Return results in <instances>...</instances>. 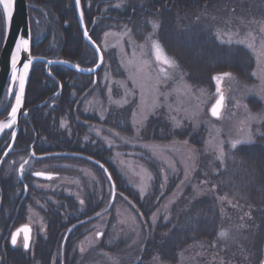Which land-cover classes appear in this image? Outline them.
I'll use <instances>...</instances> for the list:
<instances>
[{"label":"trees","instance_id":"trees-1","mask_svg":"<svg viewBox=\"0 0 264 264\" xmlns=\"http://www.w3.org/2000/svg\"><path fill=\"white\" fill-rule=\"evenodd\" d=\"M52 1H55V4L51 5L50 0H46L45 4L50 7L53 14L55 13L56 16L59 15L62 18L61 26L64 31L71 35L72 44L75 46L73 52L68 47L70 40L66 36V39L62 42L64 50L61 49L60 54L66 58L79 60L83 65H95V59L87 57V50L91 47L81 35L74 8L73 6L69 7L72 0H66V3H58V0ZM119 1L121 0H83L87 22L90 26H92L95 17L104 15L97 19L91 33L99 44H101L102 33L113 28L117 29L116 24L122 23L132 29L138 40H142L145 33L151 31L150 23L155 21L160 24L157 37L167 53L174 57L185 72L186 79L193 85L212 89L215 85L214 76L224 72L234 73L242 81L252 80L251 72L255 64L253 54L241 44H230L221 41L217 34L218 30H216V24L219 21L216 23L214 20L213 22L212 17L216 16V20L220 16L236 18L243 8L255 10L256 4L253 2L256 0H124L128 4H123L124 7H121V9L114 6ZM242 4L244 7H242ZM64 21H68L69 25L65 26ZM93 57L95 58L94 55ZM105 59H108L112 66L119 64L116 53L111 54L105 51ZM37 69L36 67L32 75V87L34 85L38 87V84L33 82L46 76L43 72H38ZM103 69L104 65L98 73L99 78ZM73 74L80 78V80L78 79L80 83H77L80 86L78 94L80 92L84 93L93 86V78L90 75ZM122 74L124 75V72ZM59 77L64 83L63 97L59 99L60 105L57 109L52 108L42 114L43 121L45 122L46 119L49 121V123H44V127H51L61 133L60 122L63 119H67L69 122L65 128H71L74 123L76 126H80L78 129L72 125V132H75L73 133L75 134L74 142L77 144L74 147L75 150L87 153L105 163L112 172L119 193L126 195L137 205L142 214L149 218L159 207V202H156L158 198L160 200L163 198L160 193L170 194L176 186V180L173 179L172 183H166V186L161 188L162 174L160 169L163 167L150 163L149 166L154 172V182L152 190L142 198L133 185L126 184L122 174L108 159V153L109 155L112 154L111 150L105 146L99 148L101 142L95 139L93 135H91V142L96 141L98 144H90L86 149L79 147L81 142L86 140L87 127L81 126L78 119L80 121H92L93 118L83 116L81 108L76 105L77 102L70 101L69 95L72 92L70 89L68 90L69 78ZM98 81V85H94V89L100 87V80L98 79ZM131 113L132 108L129 105L121 108L113 107L104 123V128H108V126L117 127L121 120H125V129L131 133L132 126L129 118ZM94 120L99 121L97 118H94ZM63 133H66V131H63ZM147 133V139L159 142H183L187 140L188 144L194 145L200 152L203 151L205 128L202 125L194 126L190 123L185 124L181 129H175L166 119L152 116L147 123ZM84 163L89 164L97 172L100 181L99 189L92 183L87 182L85 178L81 179L82 183L78 189L80 196H74L75 198H73L75 200V216L73 218L66 213L64 221L61 222H64V225L103 210L109 198L110 182L104 171L95 164L87 161H84ZM202 163L206 177L209 180L211 179L210 184H213L216 188L215 190L211 188V190L215 192L206 193L192 202L186 203L183 209L180 208L182 212L177 217L175 214L177 206H174L169 219L157 226H151L150 235L148 239L146 237V242H144L138 259L133 261L132 264H151L155 255H159L167 263L176 264L179 261L180 254L189 247L206 242L213 243L217 239L220 226L234 220L244 222L248 219L251 222L256 220L263 224L258 226V229L257 226H250L245 229V236L251 242L243 248L242 260L245 262L247 257L250 256L251 264L253 262L255 264L261 259L264 241V139L258 138L253 143L238 145L236 149H231L223 162L215 158L210 159L206 155L202 158ZM199 173L203 174V171L201 170ZM219 196L231 198L239 206V211L232 210L229 207L230 211L224 212L222 205H229L227 200L221 203L218 199ZM80 200L84 201L83 205L80 204ZM51 227H55L48 230L49 237L54 231V251L55 249L60 250L64 231L68 226ZM89 228L90 226H78L70 236L66 248V264L86 263L82 261L83 259L81 260L80 255L82 252L74 242H77L86 231H90ZM121 238L111 248L104 246L101 242L100 249L113 251L116 247L121 246ZM43 242L45 243V241ZM42 264H50V262L44 260Z\"/></svg>","mask_w":264,"mask_h":264},{"label":"rangeland","instance_id":"rangeland-1","mask_svg":"<svg viewBox=\"0 0 264 264\" xmlns=\"http://www.w3.org/2000/svg\"><path fill=\"white\" fill-rule=\"evenodd\" d=\"M35 2L37 0H34ZM43 1V2H42ZM46 0H38V6L45 4ZM58 3L64 2V0H58ZM56 2V3H57ZM67 2V1H66ZM65 2V3H66ZM51 5L55 4V1L50 0ZM127 1L123 0L125 5ZM253 3L256 4L255 10H249L248 8H243L240 15L233 17H224L220 16L215 19L216 16L212 17V21L218 22L216 24V30L218 37L221 41L228 42L230 44L236 43L245 46L254 56V68L251 72L252 80L251 81H242L236 74L231 72L230 77H222V80L219 82V87L221 92L225 94V106L224 111L220 118H214L210 109L214 103L219 98V93H217V81L216 76L223 73L216 74L214 76L215 85L212 89L208 87H197L190 83L186 79V74L179 66V71L183 74V82L191 86V93L185 92H173L172 89L176 88L177 83L179 82V76H175L173 79L166 81L162 86L161 90L164 92L171 93L166 100L162 98V105L154 113L148 115V120L152 116H157L166 119L173 125L171 120L172 116H175L177 119L182 121V126L185 124L192 123L194 126H204L205 128V137H204V146L203 151L200 152L194 145L188 144V146L197 150L196 159H195V171L192 172L190 182L181 184V181L184 180V163L182 162L183 156L187 155V149L182 144L175 143L176 141H154L152 139H147V122L145 126L141 129L140 135L137 137L135 134V128L132 125L133 121V112L136 110L137 105L140 103V93L141 89L136 87L132 83L129 77V69L121 64V60L125 61L133 59V52L135 51L136 58L138 60H147L149 61L148 71L155 73L156 70L160 67V62L156 61L155 51L151 47V43L146 44L148 34L153 33V28L151 26V31L145 33L142 40H138L132 29L126 24H116L117 29L113 28L112 30H107L101 35V46L104 51L111 54L116 53L118 57L119 64L112 66L108 59H105L104 69L100 75V87L91 88L86 91L82 102H77L76 105L79 106L82 110L83 116L93 118L92 121L82 120L79 121L81 126L86 128L87 139L86 142L91 144H98L96 141L91 142V135L95 137L99 142L100 146H105L107 149H110L112 154L108 153V159L116 166L118 171L122 174L123 179L126 184L133 185V187L139 192L141 196V190L138 185L141 184V175H144L141 166L147 168L148 171L154 177V172L149 166L150 163H154L168 173L169 179L166 181L167 184L172 183L173 179L176 180V186L172 192L166 195V192L160 193L163 198L156 202H159V207L155 213H157V219L155 224L152 223L151 214L148 217L144 216V219L140 214L135 210V208L130 205L127 199L124 196L118 195L115 204L113 205L112 210L107 214L101 217L99 220L93 222V226H90L89 230L83 234L77 242H74L76 247H84L86 250L80 255L85 264H132L133 261L138 259L139 253L143 249L144 242H146V237L150 235L151 226H157L159 223L165 222L171 216V210L174 206H177L175 209L176 217L180 215L186 203L192 202L197 197L210 193L216 188L213 184H210L211 179L209 180L205 173L202 163V158L204 156H209L210 159H217V153L213 150H210L209 141L213 138L223 141L225 157L231 151V142L234 140H246L249 136L251 137L252 143L257 141L258 138L264 139V99H262L261 93L259 91L261 86V80L259 75H253V73H258V60L257 52L253 51L252 48L248 47L247 43H238L240 40H245L248 37V34L251 33L254 37L253 42L256 49L260 48L261 42L264 41V0H256ZM121 1L116 3L114 6L120 5ZM117 6L121 9L124 5ZM128 4V3H127ZM83 5V0H82ZM243 5V4H242ZM84 7V5H83ZM244 7V5L242 6ZM44 9L49 12L50 7L44 5ZM85 8H83L84 10ZM85 14V10H84ZM39 16L41 22L44 24V15L41 13ZM43 15V16H42ZM76 15V10H75ZM86 15V14H85ZM77 19V18H76ZM223 20V21H222ZM78 23V21H77ZM88 22H86L87 24ZM90 25L87 24V27ZM125 26L131 29V40L130 42L128 37L123 38V54L121 52L120 45H117L118 36L109 35L105 37L104 34L107 33H121L125 30ZM120 28V29H119ZM143 32V31H142ZM48 29L44 30V34L47 35ZM38 38V37H37ZM40 38V36H39ZM39 38L37 40H39ZM153 40L159 41L161 47L163 48L164 54L171 59H174L171 55L167 53L163 47L161 41L157 37V30L152 36ZM51 38L49 39V41ZM107 42L109 47H103L104 42ZM69 41V40H68ZM54 42V40H53ZM139 45H145L143 49ZM68 47L73 46L72 42L69 41ZM113 52V53H112ZM95 56V58L93 57ZM87 57L95 59L97 63V55L95 51L90 48L87 50ZM175 60V59H174ZM176 61V60H175ZM177 62V61H176ZM95 63V64H96ZM86 65V64H85ZM92 65V64H90ZM94 65V64H93ZM124 72V75L122 74ZM105 75L108 76V79H105ZM99 82V81H98ZM118 82H126L128 89H135V95L128 97L132 102L127 104L131 106L132 113L130 115V124L132 126L131 133L126 131V121L121 120L120 124L115 126H108L104 128V123L108 118L109 113L113 107L121 108L126 105L120 106L115 103H111L109 100L108 88L112 89L111 91V100H122L125 97V88ZM98 85V84H97ZM169 105H171L172 110H169ZM246 106V107H245ZM87 109V110H86ZM187 113L195 112L194 119H188ZM101 112H104L105 115L101 118ZM254 117V118H253ZM94 118H97L99 121H95ZM139 118L138 116L136 117ZM66 124H69L68 120ZM61 121V122H62ZM78 129L80 126L72 124ZM94 129H99V134ZM112 131H109V130ZM113 133H119L120 136L125 138H130L131 143H125L119 137H116ZM103 137H108L110 140L114 141V146L109 148L104 141ZM150 146H160V147H145L144 145ZM104 148V147H103ZM163 149L165 156L171 158L172 163H174L176 171L173 172L172 168L169 167L166 160H162L159 156L154 153H158ZM119 152L122 155L120 157L116 156V153ZM203 153V154H202ZM183 154V155H182ZM105 156V154H104ZM123 161V163L121 162ZM76 171L74 177H66V180H69L68 184L63 188L68 191L71 195L75 197L80 196V191L78 189L82 183V178H85L87 182L92 183L94 186L99 189V176L93 167L86 163H78L76 165ZM202 173H199L200 171ZM141 173V175H137ZM124 174V176H123ZM57 182V183H56ZM154 181L149 182L150 187L147 192L144 193L142 198L152 190V184ZM206 182V183H205ZM52 187L53 189H58L60 187L59 182L55 180ZM58 185V186H57ZM110 185V184H109ZM52 187L50 191H52ZM211 188H214L211 190ZM215 192V191H213ZM109 193V191H108ZM109 195V194H108ZM126 196V195H125ZM109 197V196H108ZM221 197V196H219ZM228 198V197H227ZM110 197L108 198L107 203L109 202ZM228 200H231L232 203H228ZM227 203L229 206L222 205L224 212H229L230 209L239 211V206L234 203L231 198H228ZM220 201V200H219ZM221 202V201H220ZM221 203H224L221 202ZM182 208V209H180ZM30 208V215L32 217L31 221H36L37 212ZM167 213V218L165 215ZM239 213V212H238ZM232 215V214H230ZM248 216V215H246ZM131 217H135L136 220L133 222ZM249 217V216H248ZM250 218V217H249ZM122 219H127L128 223H121ZM262 222H257L256 220L251 222L250 219L244 222L233 221L227 223L223 226H220V230H226L228 232L227 237H220L219 233L217 239L213 243H203L197 244L189 247L187 250L183 251L179 256V261L176 264H251V257L248 256L245 262L242 260L241 253L243 248L247 243L250 244V240L245 236V229L250 226H261ZM38 232H41L43 226H36ZM98 231H103L104 236L97 238L95 233ZM108 233V234H107ZM147 235V236H146ZM122 237V238H121ZM121 238V246L116 247L113 251H103L100 249L101 242L104 246L109 248L115 246V243ZM253 242V241H252ZM261 259L255 264H262L264 259V241L261 251ZM157 264H170L163 261L159 255ZM227 258V259H226ZM242 260V261H241ZM151 264H154L152 260ZM254 264V262H253Z\"/></svg>","mask_w":264,"mask_h":264},{"label":"flooded vegetation","instance_id":"flooded-vegetation-1","mask_svg":"<svg viewBox=\"0 0 264 264\" xmlns=\"http://www.w3.org/2000/svg\"><path fill=\"white\" fill-rule=\"evenodd\" d=\"M27 1L29 4L32 30V54L34 56H45L52 59H65L83 67H91L81 64L79 60L66 58L60 54L61 49L64 50L62 45L63 40L66 39V36L69 37L70 41L72 38L61 26L63 22L62 18H60L59 15L56 16L55 13L53 14L51 9L47 12L44 9V5L46 4L38 6V3L34 0ZM65 2L66 0H64V3ZM72 6L75 11L74 0H72V4L69 7ZM41 13L44 15H42L45 20L44 24L39 18V16L41 17ZM103 16L104 15H99L95 17L92 28L91 26L89 27L93 30L97 19ZM110 17L117 19L114 16ZM64 22L65 26L69 25L68 21ZM47 29L49 33L45 35L44 30ZM5 35V19L2 6H0V53L5 41ZM37 37L39 40H37ZM50 38L51 40L49 41ZM70 49L73 50L72 47H70ZM36 67L38 68V72H43L46 76L43 79H37L33 82L34 84H38V87L36 85L37 88L34 85V89L31 84L32 75ZM72 72L80 74L61 65H53L46 68L43 62L35 63L32 67L31 77L27 87L20 125L18 127L15 124L11 129H6L0 139V161H2V163H0V264H42L44 260L50 262V264H66L67 242L76 229L70 232L65 243V248L62 250L63 241L69 228L75 226L79 221L102 211L100 210L90 216L80 218L71 224L64 225V222L61 223L64 221L66 213L74 218L76 212L75 200L73 199L75 197L63 189L70 186L68 184L69 180H66V177H74L75 171L77 170V162L81 164L87 160L79 157L57 154H89L75 150L74 147L77 144L74 142L75 134L73 133L75 132H72V125L71 128L60 126L61 134L51 127H44V123H49V121L46 119L44 122L42 114L52 108L57 109L60 105L59 99L63 97L64 83L59 76L66 77L68 75L66 77L69 78L68 90L70 89L72 92V94L69 95L70 101L83 103L84 94L88 90L78 94L80 86L77 83H80L78 81L80 78ZM90 76L94 81V75ZM10 86L11 81L9 80L2 99L1 118L7 117L10 113L18 92L17 84L14 85L12 91ZM90 89L91 87L89 90ZM63 131H66V133H63ZM12 133H15L14 140L12 139ZM90 144V142L83 140L79 147L86 149ZM100 147L101 146H99V148ZM33 152H35V156L31 155ZM5 153H7V155H5ZM48 153L52 155H46ZM24 160H28L29 163L25 165V174L21 177L18 170L20 164L23 163ZM13 161L15 163H13ZM36 171L50 173L52 179L33 175ZM55 180L59 182L60 186L57 185L60 187L59 190L53 189L54 187H52V185H55ZM51 187L53 189L52 191H50ZM106 205L107 203H105L104 207H106ZM30 208H34L33 210L38 213L35 222L29 220ZM108 213L106 211L93 220L81 223L77 226H93L95 220H99ZM24 225H30L31 227V240L28 249H24L22 246L24 240L23 232L18 236L17 245L14 246L11 244V235ZM36 226H43L42 230H40L41 232H38ZM51 226H68L65 228L60 250L55 249L54 251V231L51 233L50 237L48 235L49 228L51 230L55 228ZM43 241H45V243Z\"/></svg>","mask_w":264,"mask_h":264},{"label":"snow or ice","instance_id":"snow-or-ice-1","mask_svg":"<svg viewBox=\"0 0 264 264\" xmlns=\"http://www.w3.org/2000/svg\"><path fill=\"white\" fill-rule=\"evenodd\" d=\"M15 3L16 0H0V6H2L4 19H5V30L10 27L11 22L13 20V14L15 9ZM76 5H80L81 0H75ZM123 4V0H121V4L117 5L118 7ZM80 18L83 20L84 18V11L81 10L80 12ZM153 33L148 34L146 44L148 42L151 43L152 49L155 51V58L156 61L160 62V67L156 70V72L153 74L150 71H148V65L149 61L147 60H138L136 58L135 51L133 52V59L125 61L124 59L121 60V64H124L129 69V77L128 79L132 81L133 84L136 85V87L141 89L140 93V103L137 105L136 110L133 112V121L132 125L135 128V134L138 137L140 135L141 129L145 126V123L148 120V115L151 113H154L159 107L162 105V98L163 100H166L167 97L171 94L169 92H164L161 90L162 86L166 83V81L173 79L175 76H179L180 80L177 83L176 88L172 89L173 92H185V93H191V86L187 85L183 82V74L179 71V65L174 60L169 58L164 54L163 48L161 47L159 41L153 40L152 36L155 34L156 30L159 29L160 24L158 22H151ZM264 30V29H262ZM85 36L88 37V40L93 45L100 63L96 64V68H99L105 61H104V54L101 52V45L97 44L95 40L92 39V36L89 35L87 27L84 28ZM109 35L118 36L119 39L117 40V45H120L121 52L123 54V38L128 37L130 42H133L131 40V29L127 28L125 26V30L121 33H105L104 36L108 37ZM254 37H252V34L249 33L248 37L245 40H240L238 43H247L249 48H252L253 51L257 52V60H258V73H253V75H259L261 80V86H260V93L262 96V99H264V41L261 42L260 48L256 49L253 42ZM29 40L30 38H25V35H20L18 38V41L15 44V53L12 56V82L14 84H18L19 91L16 94V105L11 108V112L9 113V119L7 122L0 124V131H3L4 129H11L16 123H17V114L20 112V108L24 103V97H25V82L28 77L29 69L32 66L33 60L36 59H43L42 57H34L31 56L29 53L27 57V62L23 64V71L21 75H17V63L20 60V54L21 52H28L29 51ZM134 43V42H133ZM103 47L107 48L109 45L107 44L106 40L103 44ZM141 49L145 47V45H139ZM59 62V61H57ZM63 63H68V61H62ZM48 64L55 63L54 61H47ZM77 70L79 71H86L90 74L95 73L94 68H81L79 65H75ZM231 73H223L222 76L218 75L215 77L217 81V93H219V99L216 101V103L211 107L210 112L213 117L219 118L221 115L220 109L223 106V102L225 100V96L223 92H221L219 87V82L222 80V77H230ZM105 79H108V76L105 75ZM121 83V85L125 88V97L122 100H111V91L112 89L108 88L109 93V100L111 103H115L117 105L123 106L131 103L132 101L128 98L135 95V89H128L126 82H118ZM62 87V85H61ZM246 107V106H245ZM87 110V109H86ZM169 110L171 111V105H169ZM105 115L104 112H101V118H103ZM186 115L188 119H194L196 113H187ZM139 117L138 119L136 117ZM254 118V117H253ZM171 120L173 121V128L175 129H181L182 128V121L177 119L175 116L171 117ZM61 127L66 126V121L61 122ZM97 131V134H99V129H94ZM109 131H112L111 129ZM116 137H119L122 141L125 143H131L132 140L130 138H125L120 136L119 133H113ZM12 139H15V133H12ZM87 139V137H85ZM104 141L106 142L107 146L109 148H112L114 146V141L110 140L108 137H103ZM177 144H182L187 149V155L183 156L182 162L184 163V180L181 181V184H184L186 182H190L191 180V173L195 171V159H196V152L197 150L188 146V141L184 140L183 142L176 141ZM210 145V150H213L217 153L216 158L223 162L225 158V151H224V145L223 141H219L216 138H213V140L208 142ZM244 143H252L251 137L249 136L246 140H234L231 142V148L236 149L238 145L244 144ZM145 147H160V146H150V145H144ZM155 155L159 156L160 159L166 160L168 162V165L170 168H172V171L175 172L176 168L174 163H172L171 158L168 156H165L163 153V149H161L160 152L154 153ZM7 155V153H5ZM32 156H35V152L31 154ZM46 155H52L50 153ZM122 154L117 152L116 156L120 157ZM183 155V154H182ZM31 158V157H30ZM88 159H91V157H88ZM123 163V161H121ZM2 163V161H0ZM13 163H15L13 161ZM28 160H24L23 163L19 166V173L22 177L25 174V165L28 164ZM96 163H99V161H96ZM101 168H103V165H101ZM142 171L144 175H141V173H137V175H141V184L138 185V187L141 190V196L144 195L145 192L148 191L150 187L151 181L154 180V177L152 174L148 171L147 168H144L141 166ZM106 171V170H105ZM160 172L162 174V182H161V188L166 186V181L169 179V175L167 172H165L163 169H160ZM35 176H44L46 179H52V175L50 173H45L42 171H36L33 173ZM109 180L111 181V173L108 174ZM206 183V182H205ZM43 186V185H39ZM116 184L115 182H112L109 188V197L111 199H115L117 195L123 196V193H117L115 191ZM126 199V197H125ZM218 199L223 202L225 200H228L227 196H221L218 197ZM38 202V201H37ZM228 203H232L231 200H228ZM80 204L83 205L84 201L80 200ZM31 207V206H30ZM100 213H97V216H99ZM140 215H143L140 213ZM165 218H167V213L165 215ZM32 217L29 216V220H31ZM133 222H135L136 218L131 217ZM157 219V213H153L152 216V223L155 224ZM121 223H128L127 219H122L120 221ZM23 232L24 233V240H23V248L28 249L30 247V240H31V227L30 225H24L22 228H18L15 233L11 235V244L17 245L18 243V236L19 234ZM228 232L226 230H221L219 232L220 237H227ZM95 236L97 238L104 236L103 231H98L95 233ZM86 249L84 247H80V251L83 253ZM154 264H157L159 261V257L153 258Z\"/></svg>","mask_w":264,"mask_h":264},{"label":"water","instance_id":"water-1","mask_svg":"<svg viewBox=\"0 0 264 264\" xmlns=\"http://www.w3.org/2000/svg\"><path fill=\"white\" fill-rule=\"evenodd\" d=\"M74 6H75L76 16H77V20H78V24H79L82 36H83L84 40L94 49L93 45L88 40V37L83 34L84 33V28L87 27V24H86L85 14H84L83 20H81V18H80V12H81V10H83L82 0H81L80 5H76L75 0H74ZM87 29H88V27H87ZM88 33L91 36V29H88ZM20 35H25V38H30V40H29V51L27 53L22 51L21 54H20V60L17 63V75L18 76L22 74L23 64L27 62V57H28L29 53L31 54V56H34L32 54V30H31V22H30V15H29V4H28L27 0H16L14 14H13V20L11 22L10 27H8V29L6 30L5 41H4V44H3V47H2V50H1V53H0V124H3L5 122H7V120L9 119V114H8L7 117L1 118L2 99H3L4 92H5V88H6L7 84H8V82H9V80L11 81V86H10L11 91L13 90V87L15 85L12 82V56L15 53V44L18 41V38H19ZM92 39H93V37H92ZM101 52L104 54L102 48H101ZM34 57H42L43 59L33 60L32 66L29 69L28 77H27L26 82H25L24 103H23V105L20 108V112L17 114V123H16V125L18 127L20 125L21 114H22V111H23L24 105H25L26 92H27V87H28V84H29V81H30V77H31L32 67H33V65L35 63L43 62V63H45L46 68H48L50 66H53V65H61V66H65V67H67L69 69H72V70H74V71H76L78 73L84 74V75H94V85L96 84L97 79H98L97 73H98V71H100L101 67L104 64L103 63L99 68H96V64L100 63V61L98 59L97 63L94 66L91 67V68L95 69V73L94 74H90V73H88L86 71L82 72V71L77 70L75 65H79V64H77L75 62H72V61H69V60L52 59V58H48V57H45V56H34ZM97 57H98V55H97ZM49 60L54 61L55 63L48 64L47 61H49ZM104 60H105V57H104ZM57 61H59V62H57ZM62 61H68V63H63ZM79 66L81 68H90V67H83L81 65H79ZM18 91H19V87H18ZM15 105H16V99H15V101L13 103V106H15ZM224 106H225V100L223 102L222 108L220 109L221 114H222V112L224 110ZM214 118H217V117H214ZM5 130L6 129H4L3 131H0V139H1V137H2V135H3ZM57 155H68V156H73V157H79V158L85 159L87 161H90V162L98 165L100 168H101V165H103V168H101V169L104 171L105 175L107 176V178L109 180L108 174L111 173L110 169L103 162H101V161H99V160H97V159H95V158H93V157H91L89 155H85V154H81V153H61V154H57ZM88 157H91V159H88ZM96 161H99V163H96ZM109 182H110V184L112 182H115L112 173H111V181L109 180ZM115 184H116V182H115ZM115 191L117 193H119V191L117 189V185H116ZM123 196L126 197L125 195H123ZM115 199H111V198L109 199V202L107 203L106 207L102 211L99 212L100 215H102L104 212H106V211L111 209V207L113 206V204L115 202ZM126 199L135 208V210L139 214L142 213L135 203H133L128 197H126ZM140 216L144 219L143 215H140ZM96 217H98L97 214H94V215H92V216H90V217H88V218H86L84 220L79 221L77 224H75V226H71L69 228V230H68V233L65 236L64 241H63L62 250L65 248V243H66V240H67L70 232H72L77 227V225H79L81 223L89 222V221L93 220ZM30 235H31V233H30ZM262 264H264V259H263Z\"/></svg>","mask_w":264,"mask_h":264}]
</instances>
